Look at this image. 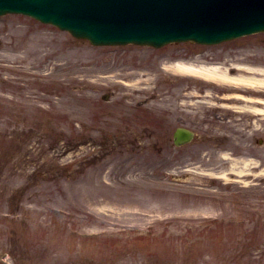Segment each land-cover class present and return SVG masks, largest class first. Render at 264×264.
Here are the masks:
<instances>
[{"label":"rangeland","instance_id":"rangeland-1","mask_svg":"<svg viewBox=\"0 0 264 264\" xmlns=\"http://www.w3.org/2000/svg\"><path fill=\"white\" fill-rule=\"evenodd\" d=\"M0 41V62L9 69L0 76V259L264 264V245L254 242L264 226L192 231L207 237L191 246L168 237L182 222H212L211 217L235 213L244 200L236 196L241 188L260 187L264 193V147L255 145L254 159H247L252 164L242 168L240 149L225 158L217 152L221 144L202 149L201 138L177 149L159 126V120L167 123L162 119H169V106L181 104L172 96L180 87L192 88L188 106L181 105L192 123L204 124L194 121L209 109L201 101L215 98L216 90L211 98L198 97L209 90L171 79L168 68L182 49L91 46L21 15L0 17ZM232 47L244 49L225 54ZM204 52L213 60L225 55L226 65L264 61V33ZM151 126L157 134L147 131ZM232 169L256 176L239 177L243 181L213 176ZM167 223L174 225L164 234L161 224Z\"/></svg>","mask_w":264,"mask_h":264},{"label":"water","instance_id":"water-1","mask_svg":"<svg viewBox=\"0 0 264 264\" xmlns=\"http://www.w3.org/2000/svg\"><path fill=\"white\" fill-rule=\"evenodd\" d=\"M10 1L12 8L39 17L46 18L50 8L65 11L70 14V29L94 42L151 40L160 44L186 38L208 41L210 38L206 36V31L220 28L219 15L228 7L240 15L251 12L253 20L264 15V0ZM51 19L59 21L53 16Z\"/></svg>","mask_w":264,"mask_h":264},{"label":"bare ground","instance_id":"bare-ground-1","mask_svg":"<svg viewBox=\"0 0 264 264\" xmlns=\"http://www.w3.org/2000/svg\"><path fill=\"white\" fill-rule=\"evenodd\" d=\"M184 67V66H183ZM201 67V66H200ZM196 68L195 66H190V68L187 66V70H196L201 74H204L206 76H214V75H218L220 77H225L223 75H226L225 71H222L221 68H219L218 66H206L203 68ZM238 69L240 70L239 73H237L235 75V77H228L233 81H237L240 83H248V84H252V85H264V68H252V67H248V66H242V67H238ZM251 70L249 73H257L258 77L254 76L253 74H248V75H243L242 73L244 72V70ZM243 70V71H242ZM234 163V161H233ZM238 163V162H237ZM234 165H237L234 163ZM249 165L247 162H244V166ZM235 168H237L236 166H233ZM239 167H242V165H240ZM232 171L234 172V170L232 169ZM241 174V173H239Z\"/></svg>","mask_w":264,"mask_h":264}]
</instances>
